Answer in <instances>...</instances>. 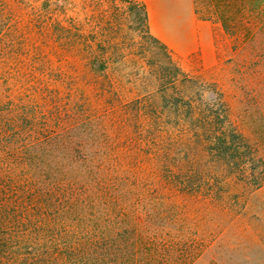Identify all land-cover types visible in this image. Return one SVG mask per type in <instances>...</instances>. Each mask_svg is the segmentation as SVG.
Instances as JSON below:
<instances>
[{
    "label": "trees",
    "instance_id": "obj_1",
    "mask_svg": "<svg viewBox=\"0 0 264 264\" xmlns=\"http://www.w3.org/2000/svg\"><path fill=\"white\" fill-rule=\"evenodd\" d=\"M110 1L151 50L122 135L47 83L0 0V264H193L207 246L186 204L264 185V120L244 129L216 80L183 70L142 0ZM193 1L238 81H264V0Z\"/></svg>",
    "mask_w": 264,
    "mask_h": 264
},
{
    "label": "rangeland",
    "instance_id": "obj_2",
    "mask_svg": "<svg viewBox=\"0 0 264 264\" xmlns=\"http://www.w3.org/2000/svg\"><path fill=\"white\" fill-rule=\"evenodd\" d=\"M142 1L152 33L168 44L178 65L216 80L244 129L263 122L264 81L253 79L247 84L242 76L238 81L239 75L226 63V53L214 44V24L197 13L194 1ZM6 2L19 33L31 45L40 43V54L49 60L45 65L56 76L47 83L86 100L93 108L85 114L104 115L111 124L109 130L120 135L132 131L120 124L126 115H134L123 105L147 91L142 77L151 50L133 30L125 6L110 0ZM100 65L105 67L104 74L96 71ZM111 91L113 99L108 96ZM232 186L236 189L230 185L231 193L222 199L186 204L192 217L188 227L204 235L207 246L193 264H264V185L240 193Z\"/></svg>",
    "mask_w": 264,
    "mask_h": 264
},
{
    "label": "crops",
    "instance_id": "obj_3",
    "mask_svg": "<svg viewBox=\"0 0 264 264\" xmlns=\"http://www.w3.org/2000/svg\"><path fill=\"white\" fill-rule=\"evenodd\" d=\"M148 10V9H147ZM148 15H149V12H148ZM149 26H150V31H151V19H150V15H149ZM151 33H152V31H151ZM153 34V33H152ZM154 35V34H153ZM154 36H156V35H154ZM157 38H159V39H161L160 37H158V36H156ZM162 41H164L163 39H161ZM165 42V41H164ZM166 43V42H165ZM167 44V43H166ZM168 45V44H167Z\"/></svg>",
    "mask_w": 264,
    "mask_h": 264
}]
</instances>
